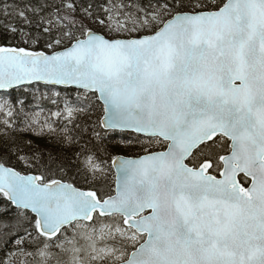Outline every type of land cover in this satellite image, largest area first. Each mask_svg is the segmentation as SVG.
Segmentation results:
<instances>
[{
    "label": "snow or ice",
    "instance_id": "1",
    "mask_svg": "<svg viewBox=\"0 0 264 264\" xmlns=\"http://www.w3.org/2000/svg\"><path fill=\"white\" fill-rule=\"evenodd\" d=\"M0 264H264V0H0Z\"/></svg>",
    "mask_w": 264,
    "mask_h": 264
}]
</instances>
